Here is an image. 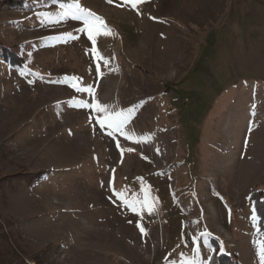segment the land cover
<instances>
[{
	"label": "rangeland",
	"instance_id": "1",
	"mask_svg": "<svg viewBox=\"0 0 264 264\" xmlns=\"http://www.w3.org/2000/svg\"><path fill=\"white\" fill-rule=\"evenodd\" d=\"M18 1L0 0V44L23 58L0 49V224L21 261L261 264L264 0H79L111 30L93 29L107 65L61 17L73 0ZM82 102L122 111V132Z\"/></svg>",
	"mask_w": 264,
	"mask_h": 264
},
{
	"label": "snow or ice",
	"instance_id": "2",
	"mask_svg": "<svg viewBox=\"0 0 264 264\" xmlns=\"http://www.w3.org/2000/svg\"><path fill=\"white\" fill-rule=\"evenodd\" d=\"M108 2L112 3L113 0H108ZM127 2L130 3L133 8H135L138 0H127ZM61 8L63 10L61 12V17H72L74 19H79L83 21L84 29L82 30L87 31L88 39L93 44V48L91 51L93 53L94 60H98V61L103 60L104 64L107 65L108 61L104 59L102 56L98 55V50L95 47L96 40L94 39V33H93V29H95V33L97 35L101 34V32L102 34H105V35L110 34L111 30L107 28L103 19L97 14L93 13L91 10L82 7L81 4L79 3V0H73V2L67 5L62 4ZM97 25H99L98 28L96 27ZM96 71H97V74L99 75L100 74V64L99 63H97ZM74 87H76V90L78 92H87L89 96H91L93 93V89L91 86L80 87V86L74 85ZM82 103H83V106L94 107L98 113H105V112L108 113L106 116H104V118L98 119L97 123L100 125L102 129L103 128L110 129V131L108 132L109 135H113L114 132H122L124 124L127 120V116L122 111L113 114L108 110L107 106H100L97 103H93L91 105H89L87 102H82ZM126 139H131V137L126 135ZM128 151H133V149L129 148ZM116 195L120 197L123 196L122 193H116ZM126 203L128 207L132 208L133 211L136 210L135 201H126ZM146 205H147V201H145V206ZM152 210L153 209L151 207L148 208L149 212H151ZM137 227L140 228V231L142 234L145 233V229L141 225L138 224ZM258 256L260 258L261 264H264V242H262L260 245Z\"/></svg>",
	"mask_w": 264,
	"mask_h": 264
},
{
	"label": "trees",
	"instance_id": "3",
	"mask_svg": "<svg viewBox=\"0 0 264 264\" xmlns=\"http://www.w3.org/2000/svg\"><path fill=\"white\" fill-rule=\"evenodd\" d=\"M15 4H17L18 6H22L24 4V0H19L18 2H16ZM14 48L16 46H13ZM12 47V48H13ZM0 49H2L3 51H5L6 53H3V55H6L7 59L9 60L11 65H18L21 66L23 64V58L21 56H19L17 53L10 51L9 47H4L0 44ZM44 177V172H37V173H23V174H15L12 176H5L3 179V186L2 187V191L3 188L5 186L12 188V192L15 191L16 186L22 182L25 181L27 184L32 185L33 183L40 181L42 178ZM10 179V180H9ZM17 183L16 186H14V184ZM254 194H251V197H253ZM6 197V196H5ZM4 197V198H5ZM2 235L3 239H4V248H3V253H4V258L2 257V254L0 252V264H15V261H17V263L19 262V264H24L21 259L23 258L24 254L21 250H19L15 245H12L9 243V241L7 242V233L4 230V226H2V224H0V236ZM240 264L238 262H234L230 256L221 253V254H212V256L210 257V260L208 262V264Z\"/></svg>",
	"mask_w": 264,
	"mask_h": 264
}]
</instances>
